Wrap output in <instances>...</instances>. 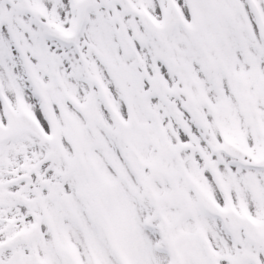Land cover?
<instances>
[{"label":"snow or ice","instance_id":"snow-or-ice-1","mask_svg":"<svg viewBox=\"0 0 264 264\" xmlns=\"http://www.w3.org/2000/svg\"><path fill=\"white\" fill-rule=\"evenodd\" d=\"M0 264H264V0H0Z\"/></svg>","mask_w":264,"mask_h":264}]
</instances>
